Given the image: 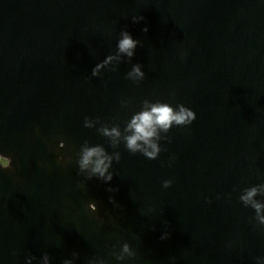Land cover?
Instances as JSON below:
<instances>
[{"label":"water","instance_id":"water-1","mask_svg":"<svg viewBox=\"0 0 264 264\" xmlns=\"http://www.w3.org/2000/svg\"><path fill=\"white\" fill-rule=\"evenodd\" d=\"M121 29L140 41L132 61L92 77ZM131 63L143 65L138 85L124 79ZM146 98L196 118L170 129L155 160L121 144L113 179L77 188L83 140L113 151L83 118L122 127ZM0 153L11 157L0 170V264L45 252L62 264L73 251L74 264H118L112 246L125 241L136 256L121 264H256L264 228L237 197L264 182V0H0Z\"/></svg>","mask_w":264,"mask_h":264},{"label":"clouds","instance_id":"clouds-1","mask_svg":"<svg viewBox=\"0 0 264 264\" xmlns=\"http://www.w3.org/2000/svg\"><path fill=\"white\" fill-rule=\"evenodd\" d=\"M133 23H139L144 19L143 16L133 15L131 17ZM147 27L143 31H147ZM140 41L134 39L133 36L125 29H121L115 41L114 50L107 54L101 61L97 62L91 69L92 77H100L104 70L115 72L117 66L122 62H131L135 55L137 46ZM180 58L183 59L185 53L180 52ZM141 63H131L130 68L124 75V79L138 85L144 78L145 72L142 70ZM121 107H126L127 100L120 101ZM196 118L195 112L185 106L181 102L161 101L152 99H143L138 108L132 112L123 126L119 123L105 122L99 116L83 118L82 126L86 129H94L101 137L105 138L108 146L113 149L109 152L103 144L91 143L88 139H84L78 150L75 152L74 163L77 166V175L82 176L83 180H78L76 187L85 188L86 182L95 178L105 184L113 179V163L119 162L121 159L119 146L122 144L124 149L131 154L139 153L149 160L158 158L162 151L161 141L171 143V137L168 135L170 129L175 127H186L190 125ZM57 148H64V141L57 142ZM65 156L57 153L56 162L59 164L65 160ZM68 159H72L69 157ZM175 161L174 156L169 157V164ZM11 167V157L0 153V170ZM172 184V180H164L163 188H168ZM109 192L114 189H107ZM233 188V191H236ZM230 196V194H227ZM259 197V198H258ZM220 196H217L219 199ZM238 201L245 207L251 208L254 215L249 218L250 223H254L256 227L264 228V182L259 184L242 187L239 189L237 197ZM112 202V198L109 197ZM88 210L95 212L96 204L88 203ZM148 211H152L151 208ZM168 233L161 235L160 239H166ZM135 239V237H133ZM15 255V253H13ZM111 256L115 258L118 264L132 260L136 253L130 247L127 241L120 243L117 250L116 245L112 246ZM78 258V253L73 251L71 258H66L62 264H74ZM50 264V257L45 252L37 261L36 256L27 254L24 257V264ZM256 264H264V256L255 258ZM87 264H108V262L99 256H93Z\"/></svg>","mask_w":264,"mask_h":264}]
</instances>
